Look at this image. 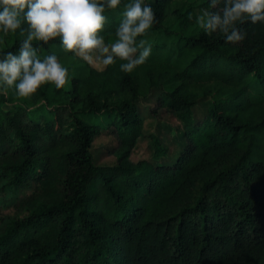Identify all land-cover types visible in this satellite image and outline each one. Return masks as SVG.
<instances>
[{
    "label": "trees",
    "instance_id": "1",
    "mask_svg": "<svg viewBox=\"0 0 264 264\" xmlns=\"http://www.w3.org/2000/svg\"><path fill=\"white\" fill-rule=\"evenodd\" d=\"M128 2L106 10V43ZM145 2L152 53L132 72L118 58L96 70L58 38L33 41L69 83L0 95V264H264V24L246 21V38L226 42L197 23L209 0ZM25 37L2 36L0 51ZM156 91L158 110L183 124L174 165L129 161L145 136L139 103ZM107 129L120 142L115 167L94 163ZM151 138L159 159L167 150Z\"/></svg>",
    "mask_w": 264,
    "mask_h": 264
},
{
    "label": "clouds",
    "instance_id": "2",
    "mask_svg": "<svg viewBox=\"0 0 264 264\" xmlns=\"http://www.w3.org/2000/svg\"><path fill=\"white\" fill-rule=\"evenodd\" d=\"M122 0H0V46L2 36L26 33L18 52L0 51V94L15 88L16 95L29 97L44 84L57 89L69 83L68 69L55 54L41 57L42 45L59 39L63 48L90 65H112L118 58L120 69L132 72L152 53L144 38L157 22L150 3L129 0L115 30V41L106 43L102 34L108 17ZM211 9V10H210ZM197 23L206 33H220L226 42H241L246 33L238 25L246 21L264 24V0H209ZM26 25V27H25Z\"/></svg>",
    "mask_w": 264,
    "mask_h": 264
},
{
    "label": "rangeland",
    "instance_id": "3",
    "mask_svg": "<svg viewBox=\"0 0 264 264\" xmlns=\"http://www.w3.org/2000/svg\"><path fill=\"white\" fill-rule=\"evenodd\" d=\"M180 1H186V3L189 4L195 0ZM90 66L99 71L105 69V66L99 64ZM4 95L7 96L8 93L5 92ZM159 95L160 92L156 91L149 99L142 100L139 103L140 114L144 121L145 136L138 141L129 156V161L132 163L151 161L155 164L174 165L185 148L186 142L183 124L177 116L168 109L158 110L156 101ZM208 105V100H201L199 102L198 106L195 108L194 115L196 119H202L204 117ZM153 136H157L162 146L167 150L166 154L159 159L155 158V148L151 140ZM119 147L120 142L113 133V129L105 130L101 135L96 137L93 142L92 153L95 165L117 166L119 164Z\"/></svg>",
    "mask_w": 264,
    "mask_h": 264
}]
</instances>
